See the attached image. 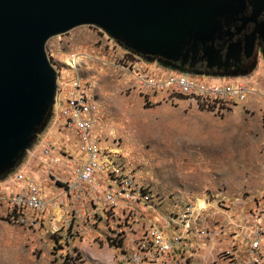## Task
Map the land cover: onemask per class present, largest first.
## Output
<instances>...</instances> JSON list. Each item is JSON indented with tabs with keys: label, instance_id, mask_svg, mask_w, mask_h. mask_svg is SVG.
Instances as JSON below:
<instances>
[{
	"label": "rangeland",
	"instance_id": "1",
	"mask_svg": "<svg viewBox=\"0 0 264 264\" xmlns=\"http://www.w3.org/2000/svg\"><path fill=\"white\" fill-rule=\"evenodd\" d=\"M45 51L62 91L79 77L98 105V147L109 152L124 173L152 189L162 205L137 225L126 221L118 207L105 211L101 201H84L76 210L66 201L59 206L65 178L57 173L60 164L47 165L43 158L39 169L51 177L41 181L46 210L33 225L19 224L10 218L11 207L5 202L22 186L11 178L28 163L25 152L0 176V198L5 199L0 202V264H63L68 258V264H120L133 248L140 223L156 222L184 202L205 207L193 233L207 229L212 237L194 244L192 258L180 261L174 254L166 264L244 261L255 231L261 234L257 253L259 264H264V58L259 56L255 66L241 74L228 75L247 80L261 97L249 95L226 111L213 112L188 99L157 104L144 100L130 89L131 75L112 66L123 63L120 58L128 49L94 26L52 37ZM74 57L77 66L69 63ZM149 58L153 64L155 58ZM53 112L54 105L31 147L46 135ZM53 136L51 132L46 139Z\"/></svg>",
	"mask_w": 264,
	"mask_h": 264
},
{
	"label": "built area",
	"instance_id": "2",
	"mask_svg": "<svg viewBox=\"0 0 264 264\" xmlns=\"http://www.w3.org/2000/svg\"><path fill=\"white\" fill-rule=\"evenodd\" d=\"M106 39L124 47L107 35ZM129 53L135 59H128ZM138 57L145 59L144 62ZM148 58L128 49L120 58L123 63L112 65L131 75L130 89L148 102L155 100L157 104L179 98L188 99L205 109L222 112L255 93L243 78L185 72L156 59L151 64V59L149 58V62ZM66 87L64 93L61 85H57L51 121L61 135V145L49 139H41L26 151L28 163L24 164V170L14 173L11 178L22 186L12 192L5 202L11 207L10 218L19 224L33 225L38 215L46 210L47 199L34 166L36 161L45 158L47 165L60 164L57 173L65 178L64 197L58 201L59 206L66 201L76 210L84 201H101L105 211L114 212L118 207L120 215L126 221L136 225L139 221L144 222L147 213L155 214V209L161 207L162 201L155 196L152 189L140 184L130 172L124 173L120 164L114 163L109 152L98 147L94 133L98 122V105L86 92L83 81L75 77ZM262 126L264 132V116ZM46 178L51 180L49 174ZM1 201L5 199L0 198ZM191 204L184 202L182 205H175L174 210L167 216L162 218L160 215L161 219L148 225L140 223L139 235L133 240V248L121 258L120 264H166L174 254L180 261L192 258L196 249L194 244L199 239L212 237V232L196 229L197 232L193 233V224H196L195 220L205 207L198 205L200 209H196ZM24 211L29 215L26 216ZM260 238L258 231L253 232L248 258L241 262L231 261V264H259L261 257L257 250ZM223 255L229 256L230 253Z\"/></svg>",
	"mask_w": 264,
	"mask_h": 264
},
{
	"label": "water",
	"instance_id": "3",
	"mask_svg": "<svg viewBox=\"0 0 264 264\" xmlns=\"http://www.w3.org/2000/svg\"><path fill=\"white\" fill-rule=\"evenodd\" d=\"M262 12L264 0H0V176L30 149L54 105L56 75L45 51L52 37L94 26L143 57L184 65L200 52L210 68L222 59L216 40L232 35L225 27L239 18L241 30ZM256 32L264 39V23ZM238 53L231 44L225 62Z\"/></svg>",
	"mask_w": 264,
	"mask_h": 264
},
{
	"label": "flooded vegetation",
	"instance_id": "4",
	"mask_svg": "<svg viewBox=\"0 0 264 264\" xmlns=\"http://www.w3.org/2000/svg\"><path fill=\"white\" fill-rule=\"evenodd\" d=\"M245 17H251V10L248 9L244 14ZM264 23V12H262L254 21H249L241 30H238L242 26V22L239 18L235 22H230L228 27H225V31L228 30L232 35L224 34L220 39H217L215 42L216 49L221 51V62L212 67H207L206 59H201V53L199 52L196 60L192 62L191 57H188L185 64L181 65L180 62L172 63L158 57H155L156 60L163 64L171 66L173 64L174 68L185 72L191 73H210L220 76L237 75L244 72L248 67H254L259 56L264 58V39L259 37V34L256 32L258 27ZM253 37V43L250 50V56L246 58L245 53L246 43ZM231 44H235L239 47V59L234 61L230 59L228 62H225V57L228 52V48Z\"/></svg>",
	"mask_w": 264,
	"mask_h": 264
},
{
	"label": "crops",
	"instance_id": "5",
	"mask_svg": "<svg viewBox=\"0 0 264 264\" xmlns=\"http://www.w3.org/2000/svg\"><path fill=\"white\" fill-rule=\"evenodd\" d=\"M253 95L256 96L255 98H257V97H261V94L257 95V92H256V91H255V93H254ZM263 96H264V95H263ZM47 129H48V131L45 133V134H46V135H45L46 137L44 136V137L41 138V139H46V138H47V135H49L51 132H53V135L55 134V137L53 136V137L50 138L49 140H51V141H53V142H55V143H56V141H58L57 143H58L59 145H61V142H60V140H61V135H59V134L57 133L56 128L54 127V125H52L51 122H50V124H49V126H48ZM41 139H40V140H41ZM34 166H37L35 169H36V173H37V176H38V179H39L40 183H41L42 180L46 182V179L43 178V177H46V176L43 175V171H41V170L39 169V166H41V165L38 163V161L34 163ZM38 169H39V170H38ZM41 185H42V183H41ZM42 192H43V189H42ZM43 194H44V193H43Z\"/></svg>",
	"mask_w": 264,
	"mask_h": 264
},
{
	"label": "bare ground",
	"instance_id": "6",
	"mask_svg": "<svg viewBox=\"0 0 264 264\" xmlns=\"http://www.w3.org/2000/svg\"><path fill=\"white\" fill-rule=\"evenodd\" d=\"M69 63H70V65H72V66H77L78 63H79V60H78L76 57H74L71 61H69ZM75 70H76V69H75Z\"/></svg>",
	"mask_w": 264,
	"mask_h": 264
},
{
	"label": "trees",
	"instance_id": "7",
	"mask_svg": "<svg viewBox=\"0 0 264 264\" xmlns=\"http://www.w3.org/2000/svg\"><path fill=\"white\" fill-rule=\"evenodd\" d=\"M171 66H174V65L171 64ZM70 259H71V258H68V259H67V262H64L63 264H68V261L70 262Z\"/></svg>",
	"mask_w": 264,
	"mask_h": 264
}]
</instances>
